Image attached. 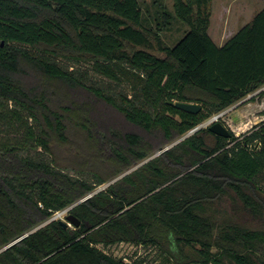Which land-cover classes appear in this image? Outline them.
<instances>
[{"label":"trees","instance_id":"obj_1","mask_svg":"<svg viewBox=\"0 0 264 264\" xmlns=\"http://www.w3.org/2000/svg\"><path fill=\"white\" fill-rule=\"evenodd\" d=\"M211 1L174 0L152 26L140 0H0V129L23 135L0 148V264H125L98 245L122 240L167 243L176 257L189 246L203 264H264V228L240 220L264 217V119L240 139L188 133L264 86V7L220 45ZM175 17L189 28L171 45L161 30ZM77 127L90 168L56 156L54 140L71 148ZM226 195L239 205L217 220ZM69 206L79 225L53 217Z\"/></svg>","mask_w":264,"mask_h":264},{"label":"rangeland","instance_id":"obj_2","mask_svg":"<svg viewBox=\"0 0 264 264\" xmlns=\"http://www.w3.org/2000/svg\"><path fill=\"white\" fill-rule=\"evenodd\" d=\"M145 15L148 18L149 24L152 26L156 25V17L157 13L161 12L163 6L173 9L174 0H140ZM264 7V0H212L211 1V24L209 27V33L213 37V39L218 44H223L227 39H229L236 31L250 22L253 18L254 14ZM160 18V16H159ZM188 25L175 17L170 25L161 30V35L164 38L165 42L173 45L188 29ZM62 61H67L64 58H61ZM76 66L86 67L90 66L89 62H80L76 64ZM100 77L99 75H97ZM106 80V79H105ZM108 81V80H107ZM112 84L115 82L110 81ZM126 88H129V85L125 84ZM264 86L252 91L246 97L242 98L238 102L226 107L222 111L218 113H214L207 119H205L199 126L206 127L213 123L215 120H221L224 125L231 129L238 138H242L245 134L250 132L253 129V125L255 123L260 122L264 119V96L259 94L261 89ZM254 96V98H253ZM218 115V117L212 119L214 115ZM1 126V123H0ZM195 131V130H194ZM191 130L188 133H192ZM83 132L80 130V127L73 128L70 131V140L72 147L66 144V142H61L57 139L54 140V147L56 150V156L58 158L59 164L63 167H83L90 168V162H84L82 160L85 159V152L87 150L84 148L86 142L82 137ZM187 134L176 138L172 143H168L164 145V147L159 148L150 154L149 158L154 157L160 154L165 149L173 146L182 140ZM23 135L14 130L8 129L7 131H1L0 129V148L3 142L15 143L17 141H22ZM211 138V137H210ZM211 140L210 142H213ZM35 149H28V154H35ZM98 156L97 158H100ZM105 158V155L103 156ZM147 158V159H149ZM96 159V157H95ZM94 159V160H95ZM147 159L136 162L135 164L127 167L125 170L120 172L119 174L109 178L104 183L98 185L97 190L106 188L110 183L120 180V178L129 173L136 168L140 167ZM82 163H86V165H82ZM99 172L103 170H107L110 165V162L105 164L104 162H100ZM112 164V163H111ZM123 165V164H122ZM98 166V165H96ZM194 167V166H193ZM192 167V168H193ZM189 170V169H188ZM70 172L74 175H78L75 170L70 169ZM111 175V174H110ZM181 175V174H180ZM178 175V176H180ZM176 176V177H178ZM264 185V184H263ZM92 193H89L87 196H90ZM239 205L238 201L233 200L230 195L224 196L222 199L215 201L212 205L211 212L215 214L217 220H222L228 216H233L234 212ZM66 207L62 210L56 211L53 217L61 218L63 221H67L69 225H73L68 219L67 215L69 214L68 209ZM240 220L243 223H248L251 226L264 228V217H254L247 212H240ZM103 247L106 251L113 254L116 257H122L125 264H203L198 260H193L194 255L196 253L194 248L186 246L183 250L186 255L180 251L177 252V257L173 255L169 251V244L165 243L164 245L157 244H144V243H135L132 241L122 240L116 241L113 243H109L108 245H104L102 243L98 244ZM208 264H217L214 262ZM224 264H228L226 261Z\"/></svg>","mask_w":264,"mask_h":264},{"label":"water","instance_id":"obj_3","mask_svg":"<svg viewBox=\"0 0 264 264\" xmlns=\"http://www.w3.org/2000/svg\"><path fill=\"white\" fill-rule=\"evenodd\" d=\"M175 106L181 108V109H184V110H187V111H190V112H198L202 105L199 103V102H195V101H184V100H178V101H175L174 102ZM200 128V126H197L195 127L194 129H192V131L196 130ZM209 128L217 133V134H220V135H223V136H230L231 135V131L229 128H227L224 123L217 119L215 120L213 123H211L209 125ZM67 219L71 222V223H74L76 225H79L80 224V219L74 214V213H69L67 215ZM65 224H68L67 221H64ZM21 238V237H19ZM19 238H17L16 240H18ZM16 240H14L13 242H15ZM13 242L7 244L5 247L11 245Z\"/></svg>","mask_w":264,"mask_h":264},{"label":"built area","instance_id":"obj_4","mask_svg":"<svg viewBox=\"0 0 264 264\" xmlns=\"http://www.w3.org/2000/svg\"><path fill=\"white\" fill-rule=\"evenodd\" d=\"M215 117L217 118V117H218V115L216 114V115H214V116H213V117H211V118H212V119H214Z\"/></svg>","mask_w":264,"mask_h":264}]
</instances>
